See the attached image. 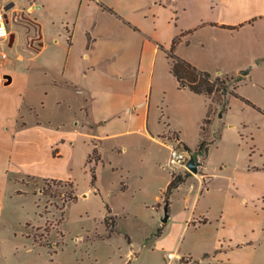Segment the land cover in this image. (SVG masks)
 I'll return each mask as SVG.
<instances>
[{
  "label": "crops",
  "instance_id": "crops-1",
  "mask_svg": "<svg viewBox=\"0 0 264 264\" xmlns=\"http://www.w3.org/2000/svg\"><path fill=\"white\" fill-rule=\"evenodd\" d=\"M2 1L5 11L13 6ZM38 1L28 0L21 18L13 16L22 36L15 41L9 32L0 42L10 52L0 57V229L16 194L87 170L92 141L100 145L103 169L139 159L143 204L160 209L172 180L161 139L171 133L188 149L197 145L210 106L179 87L166 53L172 49L213 78L240 76L236 92L242 80L252 83L244 77L254 66L264 72V0H47L49 9ZM262 148L252 141L250 154L238 155L236 178L216 182L221 171L209 173L204 157L202 173L189 175L199 179L200 193L223 195L214 253L226 264H264L255 247L264 236V195L256 203L253 194L261 187L256 178L264 177V160L259 155L256 162L255 154ZM175 217L169 215L163 234ZM182 218L181 233L208 221ZM228 221L238 237L227 234Z\"/></svg>",
  "mask_w": 264,
  "mask_h": 264
},
{
  "label": "rangeland",
  "instance_id": "rangeland-1",
  "mask_svg": "<svg viewBox=\"0 0 264 264\" xmlns=\"http://www.w3.org/2000/svg\"><path fill=\"white\" fill-rule=\"evenodd\" d=\"M41 1L47 8V0L38 2ZM10 2L13 4L10 9L5 11L2 0L0 7L8 14L7 30L14 34L17 41L24 29L13 20V16L20 17L26 11L28 0ZM0 52L10 57L7 48H1ZM244 78L251 79L252 83L245 85L241 81L236 91L240 97L227 95L220 104L209 103L211 107L208 105L205 116L209 118V125L205 135L199 131V143L191 144L189 149L181 145L189 154L198 149L201 141L204 142L208 150L203 157L207 159L209 173L221 171L219 178H215L216 182L221 181L222 175H238L233 173L232 166L238 155L250 154L252 141L264 145V72H259L254 66ZM239 79L240 76H237L225 82L228 91H233L235 80ZM218 95L222 96V93L215 94L213 99H217ZM255 154L256 162L259 155L264 160V148ZM229 160L231 166L224 171ZM120 161L121 165H126L124 168L120 164L116 168L103 169L101 164L96 166L95 188L91 186L88 166L85 171H76L74 179L69 182L74 201L67 199L71 193L68 185L50 184L47 187L44 182L37 189L31 187L24 189L27 190L25 194H16L8 206L7 222L0 229V264H167L165 255L169 252L190 258V264H226L219 257L215 258L214 253L219 234L217 230L221 228V193L209 196L204 191L200 193L197 176L191 177L189 175L193 174L189 171L181 170L176 175L187 179L178 190H171L168 195V218L169 215L176 216V221L169 228L170 233L163 234V225L167 227L171 221H161L164 205L158 209L143 204L142 190L146 184L138 176L142 170L139 159L129 164L125 159ZM129 166L133 172L128 169ZM128 172L133 175L131 184ZM240 177L247 180L251 176ZM256 179H259V183L256 182L261 187L253 193L254 202L262 203L264 177ZM204 188H207V183ZM43 189L47 193L39 191ZM83 194H87L86 197H82ZM256 198L259 202L255 201ZM105 204L115 217L110 236L103 222L108 216ZM261 207L264 211V205ZM183 215H191L197 221L203 218L208 221L200 228L190 225L187 232L181 233ZM225 229L229 236H239L238 229L235 230L230 221L226 222ZM255 247L264 262V236Z\"/></svg>",
  "mask_w": 264,
  "mask_h": 264
},
{
  "label": "trees",
  "instance_id": "trees-1",
  "mask_svg": "<svg viewBox=\"0 0 264 264\" xmlns=\"http://www.w3.org/2000/svg\"><path fill=\"white\" fill-rule=\"evenodd\" d=\"M104 10H107L111 13H114L110 8L103 6ZM176 40L173 41L172 45H174ZM167 57L170 60V72L177 80L180 88H188L191 92L204 96L209 103H222L224 101V97L227 95H232L235 97H240L238 93L235 92V88L232 90L227 89L225 85L227 80H233L232 77L223 76V77H215L213 78L209 73L201 71L197 69L195 66L191 65L187 61L183 60L179 56H177L172 49H170L167 53ZM217 93H222V96L218 95V98L213 99V96ZM246 103H248L245 100ZM249 104V103H248ZM211 107V106H209ZM210 108L209 111L210 112ZM209 124V118H205L202 122L201 126V134L204 135L205 125ZM92 151L87 158L86 165L88 166L89 172L91 174V186L95 188L96 182V166L101 164V153H100V145L96 141H92ZM198 149H204L205 153L207 151V147L204 146V142L201 141ZM182 182V177L179 175L171 180L167 190L163 192V203L166 207L169 204L168 195L171 190L176 189L179 184ZM44 183L47 187H50V184L53 185H68L71 188V193L67 196V199L70 201H74L75 197L72 195V186L69 182L56 181V180H44ZM47 190V189H46ZM97 190V189H96ZM43 193L45 189L42 190ZM106 212L108 214L107 217L104 218L103 222L106 228L109 229V236L112 234L113 229L111 228L114 225L115 217L111 215V211L108 207V204H105Z\"/></svg>",
  "mask_w": 264,
  "mask_h": 264
},
{
  "label": "built area",
  "instance_id": "built-area-1",
  "mask_svg": "<svg viewBox=\"0 0 264 264\" xmlns=\"http://www.w3.org/2000/svg\"><path fill=\"white\" fill-rule=\"evenodd\" d=\"M9 37V31L7 30V17L4 10L0 7V42L7 41ZM1 58H6L4 53H0ZM161 141L168 148V157L165 163V166L169 170L172 180L177 177L181 170L188 171L186 163L191 155L187 154L186 151L182 148L181 143L176 139L175 135L171 134L165 136ZM209 178H206L208 182ZM167 264H190V258L181 257L175 253L169 252L165 255Z\"/></svg>",
  "mask_w": 264,
  "mask_h": 264
},
{
  "label": "water",
  "instance_id": "water-1",
  "mask_svg": "<svg viewBox=\"0 0 264 264\" xmlns=\"http://www.w3.org/2000/svg\"><path fill=\"white\" fill-rule=\"evenodd\" d=\"M251 69V66H248L246 69L240 71L241 75H247L249 73ZM219 117H221V115L219 114ZM204 149H197L195 150L193 153H191L187 163H186V167L187 170L191 173V174H198L199 172V168L203 166V162L199 160L200 157L204 156ZM168 219V214H167V210L166 208L164 209V215L163 218L161 219L162 222H166V220Z\"/></svg>",
  "mask_w": 264,
  "mask_h": 264
}]
</instances>
